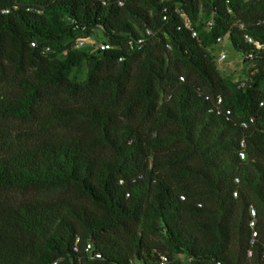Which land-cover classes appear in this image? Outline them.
<instances>
[{"label": "trees", "instance_id": "trees-1", "mask_svg": "<svg viewBox=\"0 0 264 264\" xmlns=\"http://www.w3.org/2000/svg\"><path fill=\"white\" fill-rule=\"evenodd\" d=\"M246 34L264 0H0V264H264V53L214 51Z\"/></svg>", "mask_w": 264, "mask_h": 264}, {"label": "built area", "instance_id": "built-area-1", "mask_svg": "<svg viewBox=\"0 0 264 264\" xmlns=\"http://www.w3.org/2000/svg\"><path fill=\"white\" fill-rule=\"evenodd\" d=\"M121 4H124V1H120ZM213 21L212 20H208L207 21V27H211L213 25ZM187 25L190 26V28L192 29V34L193 36L197 37L198 36V31L194 28H192L191 26V22L190 21H187ZM240 27H243L244 25L243 24H239ZM149 33L151 31H148ZM225 37V36H224ZM223 36H220L217 38V44H220L223 39H224ZM245 40L246 42L251 45L254 49V51H251L250 53H246V54H243V62L245 63H248V68H247V75L245 76V79H247L248 76L250 75H253L255 74L256 72H259L260 69H261V65L259 64L260 62H257V55H256V52L260 51V52H263L264 53V42L259 40V39H256L254 38L252 35L250 34H246L245 35ZM144 42V39H139L138 40V43H143ZM87 44V39L86 38H79L76 42V47L77 48H82V47H85ZM96 48H99L101 50H107V49H110L111 48V44L110 43H107V42H98L96 44ZM217 56V62L219 63V65L221 63H224L227 59V52L225 50H221L219 53L216 54ZM259 60V58H258ZM222 69V68H221ZM181 79H184V77H181ZM215 105L213 107V111L217 114V115H226L227 117L230 116L232 114L231 110L228 109V108H224L222 106V103H223V99L222 97L218 96L217 98H215ZM241 126L243 128H247L248 125H249V121L248 120H242L241 122ZM242 145L244 146V142H242ZM240 157L242 159H245L246 158V152L245 150H242L240 152ZM235 195H237V192H235ZM251 214L253 216V219L251 220V226L253 227V230H252V234H251V237H250V243L252 245H254L257 241V237H258V231L255 229V225H256V219L254 218L256 216V210L254 208H251ZM92 249V245L89 243L86 247V251H91ZM253 253L252 249L249 250L248 254L249 256H251ZM264 257V255H263ZM169 261V258L167 255H162L161 256V259L159 261V264H167Z\"/></svg>", "mask_w": 264, "mask_h": 264}, {"label": "rangeland", "instance_id": "rangeland-1", "mask_svg": "<svg viewBox=\"0 0 264 264\" xmlns=\"http://www.w3.org/2000/svg\"><path fill=\"white\" fill-rule=\"evenodd\" d=\"M82 38V37H81ZM87 39L86 49L90 50L94 44H97V37L93 35L91 37H83ZM221 50H225L228 54L224 63L220 64V69L224 75H230L234 79L239 80L247 75L248 63L243 62V54L235 49L230 37L226 35L220 44L215 45V53H219ZM184 264H189L187 258L184 259Z\"/></svg>", "mask_w": 264, "mask_h": 264}]
</instances>
